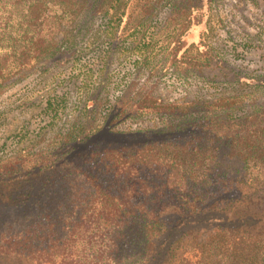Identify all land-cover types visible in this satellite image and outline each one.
<instances>
[{
	"label": "trees",
	"instance_id": "16d2710c",
	"mask_svg": "<svg viewBox=\"0 0 264 264\" xmlns=\"http://www.w3.org/2000/svg\"><path fill=\"white\" fill-rule=\"evenodd\" d=\"M152 1L143 4L147 14L157 12ZM162 1L175 11L193 10L196 0ZM137 2L0 0V94L21 84L41 64L75 53L83 18L102 22L104 40L94 45L108 50L97 55V69H87L98 71L103 88L111 80L108 67L116 49L126 48L135 70L144 67L151 77L176 74L173 65H154L141 52L146 42L137 34L145 20H133V31L125 35L130 8ZM177 79L187 88L184 77ZM243 79L252 82L253 93L264 91V77ZM130 85L116 84L104 100L98 86L89 87L81 102L82 119L43 153L53 162L37 172L42 184L35 194L34 181L8 176L21 188L30 185L31 191L10 197L16 210L23 208L29 217V226L13 240L15 250L27 257L25 251L34 253L40 264H264V105L237 89L180 100L143 88L129 94ZM118 102L123 104L117 109ZM63 103V96L55 94L43 109L53 119ZM94 112L104 119L102 124ZM146 113L154 127L134 132L146 139L148 133L164 137L98 152L114 186L93 190L87 215L68 223L69 199L63 195L60 201L59 192L52 193L66 148L121 120L140 123ZM48 197L50 204L44 202ZM77 206L70 207L71 213L82 208Z\"/></svg>",
	"mask_w": 264,
	"mask_h": 264
},
{
	"label": "rangeland",
	"instance_id": "374dc122",
	"mask_svg": "<svg viewBox=\"0 0 264 264\" xmlns=\"http://www.w3.org/2000/svg\"><path fill=\"white\" fill-rule=\"evenodd\" d=\"M144 2L138 0L130 8L125 35L133 31V20H145L143 32L137 34L143 43L146 42L141 52L147 57V62L152 60L154 65L161 62L173 65L176 74L171 73L167 79L160 78L159 74L151 77L144 67L143 70H135L134 57L126 48L116 49L108 67L111 80L104 87L109 88L107 91L98 71L93 74L87 69H97V55L108 50L102 43L100 47L94 45L96 41L104 40L100 29L102 22L83 18V36L75 53H63L60 58L41 64L21 84L0 94V264H40L34 253L25 251L27 257L25 253H18L12 244L29 226V217L25 216L28 213H24L23 208L16 210L11 198L19 196L18 193L29 192L30 185L21 188L10 178L34 181L33 192H30L35 194L38 191L42 183L36 176L37 172L53 162L49 155L43 153L53 148L55 141L60 142L70 125L83 117L81 102L87 97L91 85L98 86L97 91L103 100L109 91L113 92L116 84L129 82V94L143 88L147 92L154 91L161 98L171 96L181 100L186 96L191 100L199 95L210 98L220 92L237 89L244 95L250 94V101L264 105V91L253 93L252 82L243 79L264 77V0H196L193 10L175 11L168 1L153 0L151 4L157 6L154 14L152 11L146 13ZM147 15H151L149 20ZM177 75L186 79L187 88L181 85ZM238 79L240 81L236 83ZM210 82L219 83L218 90ZM244 83L249 85L248 88ZM55 94L63 96L64 103L52 119L43 108H46V100ZM122 104L118 102L117 109ZM127 106L124 103V107ZM131 114L135 113L132 111ZM94 116L102 124L104 119L96 112ZM150 118L151 115L146 113L140 123L121 120L114 128L99 130L93 138L80 140L66 148L57 172L61 177L52 193L54 196L59 192L60 201L63 195L69 199L65 203L69 210L66 213L68 223L87 215L86 207L89 205L91 208L93 190L100 185L110 189L114 186L112 172H107L97 157L98 152L164 137L148 133L149 139H146L144 133L134 132L153 128L154 122ZM82 121L87 122V119ZM50 199L45 198L44 202L50 204ZM75 202L78 203L77 208H82L71 213L70 207L73 208ZM66 233L68 230L63 235Z\"/></svg>",
	"mask_w": 264,
	"mask_h": 264
}]
</instances>
